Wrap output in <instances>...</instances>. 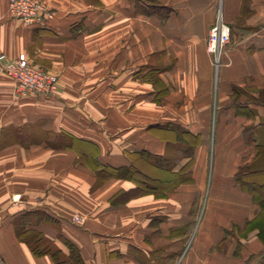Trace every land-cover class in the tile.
Here are the masks:
<instances>
[{"label":"crops","instance_id":"crops-1","mask_svg":"<svg viewBox=\"0 0 264 264\" xmlns=\"http://www.w3.org/2000/svg\"><path fill=\"white\" fill-rule=\"evenodd\" d=\"M38 1L53 18L27 26L0 0V56L60 85L24 97L0 71V263L56 264L18 239L28 217L84 264H264V0ZM132 165L174 190L105 177Z\"/></svg>","mask_w":264,"mask_h":264},{"label":"built area","instance_id":"built-area-1","mask_svg":"<svg viewBox=\"0 0 264 264\" xmlns=\"http://www.w3.org/2000/svg\"><path fill=\"white\" fill-rule=\"evenodd\" d=\"M8 6L10 15L27 26L45 25L53 18L50 9L38 0H8ZM230 43L231 29L220 16L209 31L207 41L208 52L213 56L217 68L221 66L222 57ZM0 71L15 82L17 92L24 97L54 98L60 95L57 77L32 67L25 55L15 59L1 55Z\"/></svg>","mask_w":264,"mask_h":264},{"label":"trees","instance_id":"trees-1","mask_svg":"<svg viewBox=\"0 0 264 264\" xmlns=\"http://www.w3.org/2000/svg\"><path fill=\"white\" fill-rule=\"evenodd\" d=\"M149 2H155L156 0H146ZM184 133H181V137L179 138L177 136V138H179V140L181 142H184L187 144V154H192L193 151L195 150V145L197 143V140L193 141V137H191V133L189 131H185V134L187 135V137L183 136ZM160 164V168H167V166L163 167V160H160L159 162ZM192 164V161L190 162V165L187 166L186 168H184V170L182 172H185ZM171 170L172 168L169 167ZM104 173L106 174L105 177H116L118 179H132V180H136L138 181L140 177L141 170L135 166L132 165L130 168L127 169H118V168H113V167H107L106 169H104ZM178 181L180 183L177 184H182V182L184 181H188L187 178L181 179L178 178ZM144 185V186H143ZM142 184H138V189L137 192L141 195L146 194L147 192H152V190H148V189H152L150 186H148L147 184H145V182ZM27 216V215H25ZM28 217H24L23 219L19 220L16 224V233L18 236V239L21 242L26 243L30 249L32 250V252L36 255V256H43L46 254H49L53 257L54 261L56 264H84V261L80 255L79 250L73 246L70 245V253L69 255H66L63 253L62 250L52 247L50 245V242L46 240V238H44L41 233L29 229L30 224H27V219ZM264 223V221H262ZM260 238L262 239V241L264 242V229L260 231Z\"/></svg>","mask_w":264,"mask_h":264},{"label":"rangeland","instance_id":"rangeland-1","mask_svg":"<svg viewBox=\"0 0 264 264\" xmlns=\"http://www.w3.org/2000/svg\"><path fill=\"white\" fill-rule=\"evenodd\" d=\"M30 65L32 67L38 68L36 66H33L32 64H30ZM38 69L42 70L43 72L49 74L52 77H57V79L59 80L58 75L56 73H53V72H50V71H46V70L41 69V68H38ZM139 174H140V177H142V178H139V180L136 181V182L138 184H142V185L145 182V184H147L148 186H150L152 188V189H148V190H152V192H147L146 194H143L144 196L150 195V194H155L156 195L158 189L161 188L160 186H164L167 190H170V191L174 190V184L172 182L174 177H171V179H169V178H167L168 175H164V174H162V172H154V173L152 172V173L149 174V173H147L146 171H143V170H141V173H139ZM46 255H49V254H46ZM46 255H43V256H46Z\"/></svg>","mask_w":264,"mask_h":264}]
</instances>
